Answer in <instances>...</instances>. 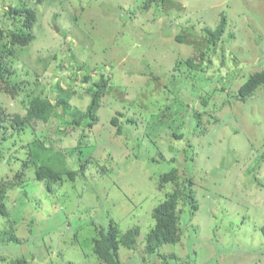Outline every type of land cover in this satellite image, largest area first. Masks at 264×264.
Listing matches in <instances>:
<instances>
[{
	"label": "rangeland",
	"instance_id": "1",
	"mask_svg": "<svg viewBox=\"0 0 264 264\" xmlns=\"http://www.w3.org/2000/svg\"><path fill=\"white\" fill-rule=\"evenodd\" d=\"M27 8L35 38L10 44L27 30ZM222 14L211 43L203 28ZM0 33L8 81L19 84L15 97L0 92V264H105L91 246L109 221L139 229L119 249L122 264H264V83L238 93L264 69V0H0ZM101 75L92 128L62 132L54 117L11 126L30 97L53 101L57 84L75 120ZM31 151L60 176L36 179ZM176 185L194 197L179 199L180 238L149 253L152 209Z\"/></svg>",
	"mask_w": 264,
	"mask_h": 264
},
{
	"label": "trees",
	"instance_id": "2",
	"mask_svg": "<svg viewBox=\"0 0 264 264\" xmlns=\"http://www.w3.org/2000/svg\"><path fill=\"white\" fill-rule=\"evenodd\" d=\"M8 13L12 14L16 18L22 16V12H19L18 10H8ZM22 17V26L27 28V30L12 31L9 38L10 44L24 46L29 44L35 38L34 33L31 31L36 17L35 11L32 8H27L25 10V15ZM225 20L226 16L222 14L214 29H210L208 27L203 28L209 42L215 43L218 37L223 33ZM7 54V51L4 49L0 51V92H5L11 97H15L17 95L19 84L10 83L8 81L7 77L8 75H11L12 72L5 63V57ZM186 62L190 67H196L195 62L191 58H188ZM85 77L88 78L87 76ZM262 83H264V69L250 74L248 78L239 86L238 93L240 97L245 99ZM106 85L107 81L101 75L90 88V99L84 111L77 113V117L74 118L75 120H68L65 113L70 107L68 102L69 93L64 92L59 84H57L53 87L56 93L53 101L39 95L30 97L27 103L26 113L24 115L14 113L11 116V126L21 128L29 122H47L50 118L54 117L55 119H58V123L63 124L64 128L62 129V132H67L78 126L90 129L98 119L97 111L99 109ZM59 107L62 108L60 112L58 111ZM5 115V109L0 104V123L4 120ZM111 122L117 126V131H120V126L118 125L116 116L111 118ZM177 136L179 137L180 135ZM32 144L35 148L45 147L39 140L33 141ZM30 155L33 158V163L36 164V179L42 180L47 177L55 180L60 176L58 170L48 166L35 152L31 151ZM38 160H41L42 162L39 166H37ZM81 166L83 167V164ZM174 172L175 169L164 172L161 176V180L168 181L175 179ZM66 173L71 179L75 176V171L69 170ZM47 188H52L49 181L47 182ZM181 195L182 197L189 198V201L193 203L194 197L192 193H190V191L186 188L180 189L176 185L172 191L167 193L166 197L162 201L153 207L151 215L154 219V224L145 236L146 250L149 253H153L158 250V248L163 244H174L179 240L180 227L177 206ZM0 213L6 214V209L1 199ZM260 231L264 237V223L260 226ZM138 233L139 229L137 227L122 231L117 224L109 221L105 225L102 224L98 227L97 236L93 239L91 250L93 254H95L96 257L105 264H122L119 259L120 247H132L136 241ZM9 239L14 242L17 241L13 234H10ZM12 264H28V262L22 256L15 259Z\"/></svg>",
	"mask_w": 264,
	"mask_h": 264
}]
</instances>
